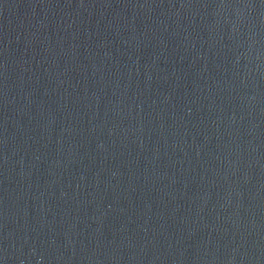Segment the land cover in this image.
<instances>
[{
  "label": "water",
  "instance_id": "1",
  "mask_svg": "<svg viewBox=\"0 0 264 264\" xmlns=\"http://www.w3.org/2000/svg\"><path fill=\"white\" fill-rule=\"evenodd\" d=\"M0 264H264V0H127L4 104Z\"/></svg>",
  "mask_w": 264,
  "mask_h": 264
}]
</instances>
